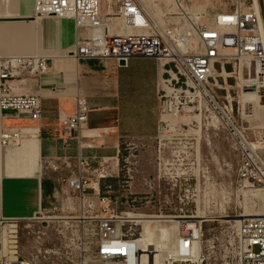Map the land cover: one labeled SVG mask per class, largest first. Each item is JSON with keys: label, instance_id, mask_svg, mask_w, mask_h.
I'll return each instance as SVG.
<instances>
[{"label": "built area", "instance_id": "2783aa9c", "mask_svg": "<svg viewBox=\"0 0 264 264\" xmlns=\"http://www.w3.org/2000/svg\"><path fill=\"white\" fill-rule=\"evenodd\" d=\"M34 12L35 16L74 19L77 36L67 56L76 61L114 59L118 62L124 60L127 64L132 57L155 58L160 67L162 85L169 84L190 102L197 97L203 98L234 141L239 151L238 184L264 189V129L244 125L233 101L219 100L212 86L219 84V69V73H226V64L233 63L230 73L239 80L241 96L246 99L244 91L254 89L255 83L261 94V88H264V0H236L234 10L222 11L208 20L193 21V26L187 27L188 31H179L175 27L168 30L158 28L153 13L141 0H117V4L108 8L104 0H35ZM191 36L197 41L192 45L189 42ZM218 63L221 64L219 69ZM50 69L47 57L42 55L0 54V145L19 144L39 129L8 124L10 119L28 117L36 121L43 113L42 93L39 90L15 93L12 80L41 75ZM168 95L162 87L159 95L162 107ZM91 111L87 97L82 94L75 97L73 113L60 111L64 142L67 145L70 139L76 138L80 151L75 157L45 159L46 172L55 173L54 193L61 197L62 209L64 201L71 203L73 199L95 196L100 209L108 214L98 221V263L95 264H137L135 237L124 232L126 220L114 212L115 209L111 208L114 200L101 188V180L119 171L120 149L114 157H103V163L98 167H93V157L83 151L93 147L92 142L85 141L90 136L84 134ZM241 113L244 115V109ZM159 215L174 214L161 210ZM240 215L227 221V232L237 236L240 264H264V214L242 217L237 222L235 218ZM29 220L0 218V232L5 227L13 229L8 244L0 240V264H36L20 257V224L29 223ZM193 223L199 234L194 228L181 231L188 253L183 259H168V264L192 263L199 259L200 251L195 257L191 243L193 239L200 241L202 221ZM186 224L183 222L182 226Z\"/></svg>", "mask_w": 264, "mask_h": 264}, {"label": "rangeland", "instance_id": "374dc122", "mask_svg": "<svg viewBox=\"0 0 264 264\" xmlns=\"http://www.w3.org/2000/svg\"><path fill=\"white\" fill-rule=\"evenodd\" d=\"M104 1L106 8L116 2ZM141 1L153 13L158 28L175 27L179 31H188L193 21L232 11L236 3V0H179L184 7L179 10L175 0ZM194 40L191 36V45L197 42ZM220 66L218 63L217 69ZM233 68V63H227L226 73H219V69V84L212 85L216 96L221 101H233L244 125L264 129V88L260 102H254L252 110L248 107L251 116L243 115L239 80L230 73ZM162 87L160 79L159 95ZM168 94L164 107L160 108L156 137L121 142L119 171L101 180L102 192L111 195L114 200L111 208L126 220L124 232L135 238L143 233L140 216L161 218V210L181 217L201 215L200 257L182 264H240L237 236L227 232L230 218L226 216L263 212L264 202L249 196L254 188L238 184L239 151L207 102L198 97L190 102L180 91ZM105 215L108 214L100 209L95 196L73 199L71 203L64 201L63 209L61 200L57 205L44 206L29 223L20 224L21 254L36 264L98 263L96 232L99 218ZM54 216L81 218L71 220L68 225ZM162 219L152 225L154 231L158 224L166 227L173 224ZM26 224L30 225L25 227ZM162 264H167L165 259Z\"/></svg>", "mask_w": 264, "mask_h": 264}, {"label": "crops", "instance_id": "0c3cea01", "mask_svg": "<svg viewBox=\"0 0 264 264\" xmlns=\"http://www.w3.org/2000/svg\"><path fill=\"white\" fill-rule=\"evenodd\" d=\"M34 6L35 0H0V54L42 55L51 68L11 82L18 94L39 90L43 113L36 121H8L39 129L19 144L0 145V218L32 219L44 206L59 204L55 173L46 172L45 159L79 153L76 138L64 142L59 122L60 111H75L78 94L85 95L92 108L84 134L93 147L83 151L93 157V167L102 164L103 157L116 156L124 140L156 137L161 122V72L155 58L132 57L127 64L114 59L76 61L67 56L77 36L74 19L35 16ZM95 133L101 136L93 137Z\"/></svg>", "mask_w": 264, "mask_h": 264}, {"label": "bare ground", "instance_id": "6f19581e", "mask_svg": "<svg viewBox=\"0 0 264 264\" xmlns=\"http://www.w3.org/2000/svg\"><path fill=\"white\" fill-rule=\"evenodd\" d=\"M115 3L117 4V0ZM175 4L177 5L179 10L184 9L183 4L179 2V0H175ZM163 87L164 89L167 90L168 93L174 91V89L169 84H164ZM244 96L246 97V99H244L241 96V101L243 103L242 109H244V115L251 116V114H249L250 110H248V106H250L252 110V108H254V102H260L261 100V95H260V92L258 91L257 83L254 84V89L245 90ZM176 108L177 107L174 106L175 110ZM248 123H250V121ZM261 189L263 188H257L255 190L253 189V191L251 190L252 193L249 196H253L264 202V190H261ZM249 213L250 212H248V214L240 215L236 217L235 219L237 220V222H239V220L242 217L264 214V211L259 212V213H252V212L250 214ZM129 214L131 213H128V216ZM140 217H141L140 221L144 223L143 224L144 227H143V233L141 234V237L135 238L134 240L135 247L138 249V252L135 253V257L137 258V264H162V259H165V262H167L168 259H171V258H182L183 259L185 257V254H187L189 250L185 247V244H184L185 240L182 238L181 231H183V228L184 229L194 228L193 222L199 221L198 218H202L201 215H197V216L192 215V216H184V217L177 216V215L161 216V218H163L162 219L163 222L173 221V224L168 227L164 225L160 226L158 224L157 227L155 226V231H154V229H152V225L155 222H159L161 218L156 217V216H140ZM54 218L62 219L65 224L67 223L69 225L71 220H75V219L78 220L81 217L79 216L77 217L76 216H54ZM226 218H231V217L226 216ZM183 222H186L187 224L185 226H182ZM12 230H13L12 228L5 227L3 231L0 232V240L4 244L9 243L10 233ZM194 230L197 231L196 228H194ZM197 233L199 234L198 231ZM176 237H177V242L174 243ZM174 245L176 246V248H174ZM199 245H200V242L198 241V239H193V242L191 243V249L193 250L195 257L199 256V251H200ZM86 263L90 264V261H86Z\"/></svg>", "mask_w": 264, "mask_h": 264}, {"label": "water", "instance_id": "95a60500", "mask_svg": "<svg viewBox=\"0 0 264 264\" xmlns=\"http://www.w3.org/2000/svg\"><path fill=\"white\" fill-rule=\"evenodd\" d=\"M120 63H121V64H124V63H125V61H124V60H122V61H120Z\"/></svg>", "mask_w": 264, "mask_h": 264}, {"label": "trees", "instance_id": "16d2710c", "mask_svg": "<svg viewBox=\"0 0 264 264\" xmlns=\"http://www.w3.org/2000/svg\"><path fill=\"white\" fill-rule=\"evenodd\" d=\"M101 186H103V185H101Z\"/></svg>", "mask_w": 264, "mask_h": 264}]
</instances>
